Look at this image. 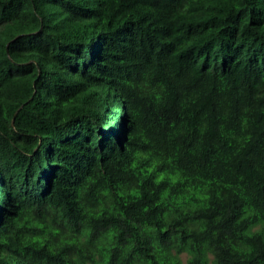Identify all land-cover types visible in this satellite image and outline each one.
<instances>
[{"label": "trees", "instance_id": "16d2710c", "mask_svg": "<svg viewBox=\"0 0 264 264\" xmlns=\"http://www.w3.org/2000/svg\"><path fill=\"white\" fill-rule=\"evenodd\" d=\"M264 264V0H0V264Z\"/></svg>", "mask_w": 264, "mask_h": 264}, {"label": "rangeland", "instance_id": "374dc122", "mask_svg": "<svg viewBox=\"0 0 264 264\" xmlns=\"http://www.w3.org/2000/svg\"><path fill=\"white\" fill-rule=\"evenodd\" d=\"M183 261L186 264V256H183Z\"/></svg>", "mask_w": 264, "mask_h": 264}]
</instances>
